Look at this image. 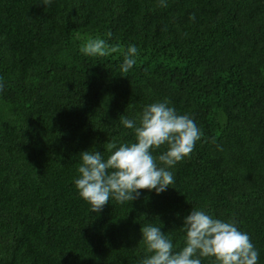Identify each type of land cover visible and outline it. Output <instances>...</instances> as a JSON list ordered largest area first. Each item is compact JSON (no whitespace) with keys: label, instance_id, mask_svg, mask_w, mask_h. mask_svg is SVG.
<instances>
[{"label":"trees","instance_id":"16d2710c","mask_svg":"<svg viewBox=\"0 0 264 264\" xmlns=\"http://www.w3.org/2000/svg\"><path fill=\"white\" fill-rule=\"evenodd\" d=\"M42 3L0 0V264H138L141 228L179 250L192 208L237 221L264 264V0ZM89 37L121 52L86 56ZM164 100L203 132L170 169L175 185L92 213L75 186L80 153L134 142L120 116L139 123Z\"/></svg>","mask_w":264,"mask_h":264},{"label":"clouds","instance_id":"9594fccd","mask_svg":"<svg viewBox=\"0 0 264 264\" xmlns=\"http://www.w3.org/2000/svg\"><path fill=\"white\" fill-rule=\"evenodd\" d=\"M46 9L52 0H43ZM167 7L166 0L160 5ZM194 19V16L192 17ZM108 37L112 33H107ZM81 52L90 57H108L121 52L100 37H89ZM139 50L129 45L120 65L122 76L137 63ZM4 80L0 76V93ZM170 102H156L144 107L136 120L120 116V122L135 135V141L117 146L107 143L108 157L97 151L80 153L79 177L75 180L80 197L90 206L92 213H101L110 201L118 204L133 202L141 190L162 194L175 185L171 168L186 158L190 159L202 130L188 114H178ZM166 149L161 154L154 153ZM186 233L184 246L177 250L172 239L160 227L143 226L142 242L146 255L138 264H202V258H212L213 264H259L260 253L247 232L238 228L237 221L214 218L202 208H192L180 228Z\"/></svg>","mask_w":264,"mask_h":264}]
</instances>
